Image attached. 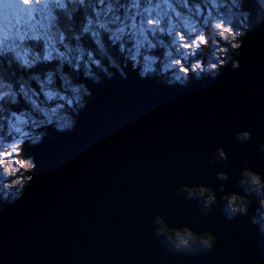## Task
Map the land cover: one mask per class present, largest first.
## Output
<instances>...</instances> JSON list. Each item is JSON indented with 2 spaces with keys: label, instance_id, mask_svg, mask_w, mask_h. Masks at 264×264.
Returning a JSON list of instances; mask_svg holds the SVG:
<instances>
[{
  "label": "water",
  "instance_id": "obj_1",
  "mask_svg": "<svg viewBox=\"0 0 264 264\" xmlns=\"http://www.w3.org/2000/svg\"><path fill=\"white\" fill-rule=\"evenodd\" d=\"M239 59L241 68L188 87L108 85L73 131L32 147L33 182L22 199L0 200V264H264V233L247 216L228 219L216 206L205 217L196 200L176 194L203 183L219 199L218 171L230 177L227 191H241L245 161L264 173V30L248 33ZM243 129L252 139L235 142ZM217 147L223 165L209 163ZM155 213L168 230L176 231L167 222L211 230L218 243L209 253L171 254L153 234Z\"/></svg>",
  "mask_w": 264,
  "mask_h": 264
},
{
  "label": "clouds",
  "instance_id": "obj_2",
  "mask_svg": "<svg viewBox=\"0 0 264 264\" xmlns=\"http://www.w3.org/2000/svg\"><path fill=\"white\" fill-rule=\"evenodd\" d=\"M257 30H264V0H0V200L23 198L37 168L31 147L73 131L106 85L131 73L182 87L218 78L241 68L244 42ZM233 139L247 143L252 133L243 129ZM259 148L264 157V141ZM227 160L217 147L209 163ZM216 178L225 182L219 199L203 183L182 184L176 194L196 200L202 216L219 206L228 219L247 216L264 233V173L245 161L235 181L241 191L226 190L227 172ZM161 218L154 214L153 234L171 254L209 253L218 243L211 230L187 224L167 222L171 233Z\"/></svg>",
  "mask_w": 264,
  "mask_h": 264
},
{
  "label": "trees",
  "instance_id": "obj_3",
  "mask_svg": "<svg viewBox=\"0 0 264 264\" xmlns=\"http://www.w3.org/2000/svg\"><path fill=\"white\" fill-rule=\"evenodd\" d=\"M160 54L162 55V53H160ZM166 62H167L166 59H163V58H162V63H166ZM164 71L167 72V69H164ZM165 78L167 79V78H170V77H165ZM138 80H140V79H138V78L136 77V74H135V73H131V74H130V79H129V80H121V81H118V82H114V83H112V84L120 83V82H124V81L136 82V81H138ZM148 80H149V79H148ZM107 86H108V85H106L105 87H107ZM105 87H104V88H105ZM97 93H98V92H97ZM97 93H96V94H97ZM58 134H59V133H55V134H53V135H52V138L55 137V136H57ZM0 135H3V131H2V130H0ZM49 140H50V139H47V138H46V139L44 140V142H45V141H49ZM31 148H32V147H31ZM30 150H31V149H30ZM249 199H251V198H249ZM159 222H160V221H159ZM160 223H161V222H160ZM161 224H162V223H161ZM164 228H165V227H164ZM175 232H176V231H175ZM172 233H174V232H172ZM204 236H209V235L206 234V235H204ZM201 253H202V252H201Z\"/></svg>",
  "mask_w": 264,
  "mask_h": 264
},
{
  "label": "flooded vegetation",
  "instance_id": "obj_4",
  "mask_svg": "<svg viewBox=\"0 0 264 264\" xmlns=\"http://www.w3.org/2000/svg\"><path fill=\"white\" fill-rule=\"evenodd\" d=\"M167 231H169V230H167ZM169 232H171V233L174 232L175 233V231H169Z\"/></svg>",
  "mask_w": 264,
  "mask_h": 264
},
{
  "label": "rangeland",
  "instance_id": "obj_5",
  "mask_svg": "<svg viewBox=\"0 0 264 264\" xmlns=\"http://www.w3.org/2000/svg\"><path fill=\"white\" fill-rule=\"evenodd\" d=\"M166 229V228H165ZM166 230H168V229H166ZM169 231H171V230H169Z\"/></svg>",
  "mask_w": 264,
  "mask_h": 264
}]
</instances>
